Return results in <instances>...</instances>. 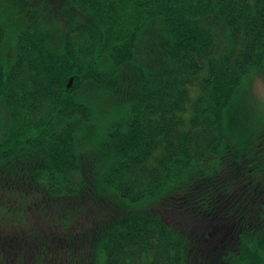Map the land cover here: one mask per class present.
Instances as JSON below:
<instances>
[{
	"label": "trees",
	"instance_id": "16d2710c",
	"mask_svg": "<svg viewBox=\"0 0 264 264\" xmlns=\"http://www.w3.org/2000/svg\"><path fill=\"white\" fill-rule=\"evenodd\" d=\"M263 70L264 0H0V264H264Z\"/></svg>",
	"mask_w": 264,
	"mask_h": 264
},
{
	"label": "rangeland",
	"instance_id": "374dc122",
	"mask_svg": "<svg viewBox=\"0 0 264 264\" xmlns=\"http://www.w3.org/2000/svg\"><path fill=\"white\" fill-rule=\"evenodd\" d=\"M247 98L258 104V109L264 111V70L260 74H255L244 84Z\"/></svg>",
	"mask_w": 264,
	"mask_h": 264
},
{
	"label": "water",
	"instance_id": "95a60500",
	"mask_svg": "<svg viewBox=\"0 0 264 264\" xmlns=\"http://www.w3.org/2000/svg\"><path fill=\"white\" fill-rule=\"evenodd\" d=\"M73 81H74V78H73V77H71V79H70V82H69V87H71V86H72V84H73Z\"/></svg>",
	"mask_w": 264,
	"mask_h": 264
}]
</instances>
